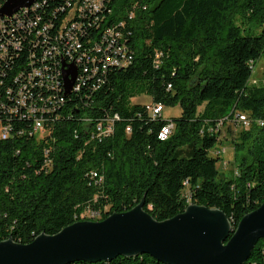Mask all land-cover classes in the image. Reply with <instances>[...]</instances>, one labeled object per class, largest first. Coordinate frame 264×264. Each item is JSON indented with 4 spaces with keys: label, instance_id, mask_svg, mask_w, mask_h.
I'll use <instances>...</instances> for the list:
<instances>
[{
    "label": "trees",
    "instance_id": "16d2710c",
    "mask_svg": "<svg viewBox=\"0 0 264 264\" xmlns=\"http://www.w3.org/2000/svg\"><path fill=\"white\" fill-rule=\"evenodd\" d=\"M66 2L39 0L35 12L58 24ZM107 8L104 24L126 22L131 63L110 67L100 87L92 88L89 79L68 95L61 118L45 135H31L29 122L11 119V135L0 137V241L29 243L87 220V210L99 213L88 220H103L142 199L159 221L198 204L221 209L233 227L264 202V127L253 123L240 132L235 176L222 174L223 157L216 153L220 122L242 112L264 120V85L250 83L264 55V0H111ZM156 52L162 53L159 66ZM27 55L0 58V72L13 76L28 65ZM143 95L165 107L180 106L181 114L152 118L146 103L135 101ZM116 114L113 135L91 141L92 129ZM0 120H10L1 106ZM170 121V137L160 140ZM71 264L166 263L141 254ZM245 264H264V239Z\"/></svg>",
    "mask_w": 264,
    "mask_h": 264
},
{
    "label": "built area",
    "instance_id": "2783aa9c",
    "mask_svg": "<svg viewBox=\"0 0 264 264\" xmlns=\"http://www.w3.org/2000/svg\"><path fill=\"white\" fill-rule=\"evenodd\" d=\"M38 1L12 17H0V58L8 61L13 54L28 53V65L16 74L7 77L6 73L0 72V98L4 97L0 106L10 119L3 125L0 120L2 139L11 135L12 118L29 122L31 135H45L61 118L59 111L68 95L81 91L89 79L93 81L92 88L100 87L106 81L110 67H127L133 58L130 47L124 41L126 22L120 21L118 25L110 26L107 21L104 24L111 0H67L62 8L67 11L66 16L58 24L55 19L43 20L35 12ZM133 16L132 12L129 18ZM161 55V52H156V66L160 64ZM71 66L77 68V77L67 95L64 72ZM146 110L152 118H158L162 116L165 105L150 101L146 103ZM118 119L117 114L104 118L92 129L90 140L102 141L113 135ZM235 120L245 129L251 128L253 123L264 127V120H253L244 112L238 113ZM218 126L221 129L223 122ZM173 128L174 123L168 122L160 129L158 138L167 140ZM126 132H131V126L126 127ZM225 152V148L216 151L217 154ZM91 175L98 181L102 180L97 170L91 171ZM96 215L99 213L87 210V216Z\"/></svg>",
    "mask_w": 264,
    "mask_h": 264
},
{
    "label": "water",
    "instance_id": "95a60500",
    "mask_svg": "<svg viewBox=\"0 0 264 264\" xmlns=\"http://www.w3.org/2000/svg\"><path fill=\"white\" fill-rule=\"evenodd\" d=\"M38 0H6L0 17H12ZM77 68L64 72L70 94ZM145 200L103 220H78L56 234L41 233L29 243L0 241V264H71L111 261L148 254L166 264H245L264 239V202L233 227L218 208L189 204L172 218L156 220Z\"/></svg>",
    "mask_w": 264,
    "mask_h": 264
},
{
    "label": "rangeland",
    "instance_id": "374dc122",
    "mask_svg": "<svg viewBox=\"0 0 264 264\" xmlns=\"http://www.w3.org/2000/svg\"><path fill=\"white\" fill-rule=\"evenodd\" d=\"M251 84L255 83L258 86L264 85V55L255 63V70L251 79ZM137 102L148 103L151 101V97L148 95L139 96L135 99ZM203 110V107L200 108ZM181 114V107H165L164 117L170 119L172 117H178ZM243 126L237 122V120L230 121L222 126L221 141L219 142L220 148H225L226 152L222 154L223 157L218 162V167L223 175L227 177L235 176L238 172L237 161L240 157L239 152L235 149V142H239L240 132L243 130ZM250 129V128H249ZM247 130V129H244ZM87 220L89 219L85 215Z\"/></svg>",
    "mask_w": 264,
    "mask_h": 264
}]
</instances>
